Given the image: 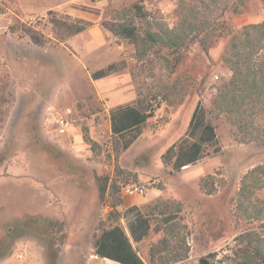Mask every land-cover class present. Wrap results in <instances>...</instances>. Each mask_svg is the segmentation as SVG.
I'll list each match as a JSON object with an SVG mask.
<instances>
[{"label":"rangeland","instance_id":"rangeland-1","mask_svg":"<svg viewBox=\"0 0 264 264\" xmlns=\"http://www.w3.org/2000/svg\"><path fill=\"white\" fill-rule=\"evenodd\" d=\"M134 3L149 11L148 23L134 16ZM205 4H210V21L221 14L234 28L264 19V0H247L236 10L232 0H102L78 36L71 34L75 21L58 11L23 19L8 14L0 22V261L84 264L112 210L109 183L114 177L122 183L117 168L135 173L137 180L130 182L141 183L145 191H161L140 210L116 207L125 230L139 212L147 219L150 230L138 244L145 260L151 247L162 248L159 239L167 224L156 205L172 210L171 223L177 224L174 236L166 234L167 249L178 247V239L188 249L187 258L176 264H200L209 252L217 253L213 264H234L239 235L246 230L264 234V174L249 204L237 205L243 175L264 165V146L240 142L226 116L213 108L217 86L231 74L222 61L227 38L205 50L190 35L185 47L153 48L138 61L134 45L113 34L119 12L158 29L175 26L180 11L192 5L207 14ZM111 62L122 67L93 77ZM175 88L184 96L170 104L162 93L173 94ZM138 98L149 101L153 116L138 138L120 149L110 128L111 111ZM198 100L215 125L219 150L210 146L197 162L176 169L173 154L165 152L184 137ZM59 117L68 122L62 134ZM255 125L264 129V117H256ZM85 136L98 144L96 150ZM209 174L213 194L203 193L198 184ZM28 218L35 223L9 237L8 229Z\"/></svg>","mask_w":264,"mask_h":264},{"label":"trees","instance_id":"trees-1","mask_svg":"<svg viewBox=\"0 0 264 264\" xmlns=\"http://www.w3.org/2000/svg\"><path fill=\"white\" fill-rule=\"evenodd\" d=\"M247 0H232L233 10L238 6H243ZM204 5V3H203ZM210 4H205L207 14L200 12L197 5H192L179 13V20L175 26L168 25L152 29L150 26H140L131 18L126 17L119 12L113 27V34L122 40L132 43L135 48V59L145 60L149 57L154 48L163 47L177 51L185 47L188 36H194L198 39L203 49L207 50L218 38H227V43L222 55V61L231 71L228 79L217 86L214 96V107L218 114H224L230 123L232 133L238 136L240 142H252L264 146V129H258L255 125V118L264 117V19L259 22L246 23L239 28H234L231 22L222 17L221 14H215V18L210 21L208 15L212 13L209 9ZM134 16L148 23L149 11L142 4L134 3L132 5ZM0 12L3 8L0 7ZM209 12V13H208ZM49 13L54 14L53 11ZM61 16L73 19L74 25H71V34H76L91 23L80 18L71 17L68 14L60 13ZM220 15V17H218ZM180 55H176L171 63L175 66ZM122 65L117 62H111L104 67L93 72V77L99 78L119 70ZM175 87V85H174ZM175 93H162V96L168 103L180 102L184 94L179 88L173 89ZM157 95H154L155 98ZM153 116V107L149 101L138 98L134 104H127L113 109L110 114V128L115 136L114 143L120 149L129 147L142 133L147 120ZM89 141L91 149L96 150L98 144L85 136ZM212 146L214 152L219 150L218 137L215 125L208 118V111L198 100L192 110L188 120L187 130L184 137L178 142L171 144L165 154H173L172 166L179 169L183 165L193 164L204 155L208 147ZM116 147V149H117ZM117 175H121L122 183L136 181L135 173L116 169ZM264 174V165L259 164L252 167L241 178V183L237 194V205L249 204L251 198L255 196L253 192ZM212 175H205L199 180V188L205 194H213L215 188L208 187V179ZM106 184L99 188L100 195H104ZM120 183L114 177L108 187V194L111 197V207L107 222L100 235L95 241L94 251L101 257L116 261L120 264H176L182 262L188 256V249L182 248L181 241L178 239V247L167 249L166 234L174 236L177 224L171 223L172 210L167 211L164 208H158V215L164 216L166 228L164 235L159 239L162 248L151 247L148 250V258L144 259L143 253L138 249V244L148 235L149 224L147 219L137 214L134 220L127 224V230L121 225L119 214L116 207L122 202L119 195ZM157 207V208H156ZM179 209V208H178ZM153 210L149 211L152 214ZM35 223V219L28 218L22 224L11 226L8 229V235L15 238L21 232L20 229L28 230ZM20 230V231H19ZM159 230L158 227L155 228ZM238 247L232 249L235 260L234 264H264V234L255 231L246 230L239 235L237 240ZM217 256L216 252H209L199 258L200 264H213ZM218 261L217 264L222 263ZM228 264H230L228 262Z\"/></svg>","mask_w":264,"mask_h":264},{"label":"crops","instance_id":"crops-1","mask_svg":"<svg viewBox=\"0 0 264 264\" xmlns=\"http://www.w3.org/2000/svg\"><path fill=\"white\" fill-rule=\"evenodd\" d=\"M102 6V0H0V7H3V12H0V22L6 15L11 14L20 19L33 17L46 13L47 11H58L64 14L74 16L75 18L91 19L92 12L95 8ZM88 28V27H87ZM76 33V36L84 34L85 30ZM197 162V161H196ZM189 165V164H188ZM199 193V192H198ZM161 195L158 189H146L142 195H124L122 194V202L119 204L124 208H138L143 204L153 201ZM136 210V209H135ZM139 214H143L139 212ZM144 216V214H143ZM0 264H33L32 262L21 259H6L0 261ZM84 264H120L111 259L101 257L100 259H86Z\"/></svg>","mask_w":264,"mask_h":264},{"label":"built area","instance_id":"built-area-1","mask_svg":"<svg viewBox=\"0 0 264 264\" xmlns=\"http://www.w3.org/2000/svg\"><path fill=\"white\" fill-rule=\"evenodd\" d=\"M57 128L59 133H64L67 130L68 122L63 117H59L56 121ZM187 165L181 166V168H187ZM120 191L121 194L124 195H142L145 192V188L141 183L138 182H127V183H120ZM101 256L96 253L94 250L88 254V259L97 260L100 259Z\"/></svg>","mask_w":264,"mask_h":264}]
</instances>
